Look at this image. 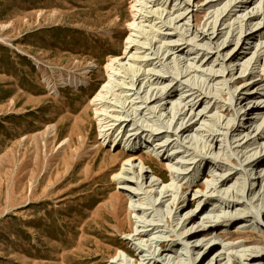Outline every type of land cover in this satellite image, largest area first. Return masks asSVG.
I'll return each mask as SVG.
<instances>
[{
  "label": "rangeland",
  "instance_id": "obj_1",
  "mask_svg": "<svg viewBox=\"0 0 264 264\" xmlns=\"http://www.w3.org/2000/svg\"><path fill=\"white\" fill-rule=\"evenodd\" d=\"M194 2L195 15L199 17L197 26L202 27L213 9L206 10L210 0ZM129 5L130 0H0V264H112L111 261L119 257L124 263H140L141 254L136 249V242H131L135 240L137 230H141L137 224L140 220L131 209L133 206L143 208L145 202L158 204L159 200L136 196L140 192L136 187H131L132 195L129 190H121L115 180L117 172L128 157H141L154 172V178L160 179L158 191L162 193L168 184H173L169 182L171 172H181L185 167L181 169L177 162L168 165L165 159H155L154 154L149 151L147 153L151 155L147 154L143 149L131 152L130 144L112 142L118 133L109 139L111 130L105 139L103 134L111 127H105L107 120L97 116L91 104L93 96L107 82V62L123 54L129 34L131 39H136L128 28L132 15ZM247 6L248 9L236 13L227 23L232 25L252 10L259 11L262 2L254 0ZM189 22L184 25L191 31V19ZM140 25L146 26L147 22L142 19ZM261 27L252 28V32ZM257 41L264 44V36L261 40L249 41L250 44L239 51L241 56L234 61V67L239 68L250 58L253 46L259 45ZM177 55L180 54L175 57ZM200 56L201 53L195 58V50H184L180 60L197 61ZM259 67L260 70L264 67V56ZM118 68L116 66V70ZM141 68L148 70L152 67ZM113 73L115 71L110 72ZM246 75L247 72H237L231 78L232 92L240 93L241 100L232 104L230 97L226 96L225 104L232 105H220L221 109L217 111L221 115L227 108L223 118L229 121L235 118L234 123L242 127L250 123L247 114L255 101L252 99L249 105L251 99H247L255 90L244 91L242 88ZM254 75H259L257 70ZM163 86H167L166 83ZM182 88H178L172 102L180 104L194 99L195 96L185 100ZM259 89L264 91V87ZM207 102L201 107H211L212 103L208 105ZM147 113L143 112V115ZM260 117L261 114L257 120ZM187 120L188 117L183 125ZM147 126L148 129L152 127L149 123ZM198 127L199 124L193 131ZM156 128L164 131L161 127L151 129ZM252 131L251 128L248 140L259 132ZM161 139H154V142L158 144L164 140ZM203 142H190L193 156L204 153ZM171 146L168 148L170 153L183 152L182 148L172 150ZM218 148L219 143L214 144L211 153L220 157ZM245 154L258 158L264 152L253 146ZM181 155L187 160L193 157H189L190 152ZM227 168L218 163L212 167L208 165L206 170L202 169L183 181H193V186L185 192V201L172 228L168 229L173 236L190 230L199 220L194 218L185 227L186 231L182 230L184 219L193 218L203 206L196 197L200 192L207 193L206 186L213 175L219 176L224 171L222 174H225ZM242 169L243 175L248 176V184L253 186L250 180L254 175ZM145 170L147 168H139L137 172ZM259 172L260 169L254 179ZM149 185L147 181L141 189H148ZM217 209L219 206L215 208L208 204L203 213H208L210 220L222 228L211 232L207 240L191 243L186 250L188 255L193 253L195 245H199L202 248L199 259L206 255L201 264H210L211 259L214 264V260H219L218 256L224 253L221 246L231 248L229 253L232 256L260 248L259 243L264 242L263 222H249V228L241 227L237 222L226 221L227 217ZM203 223L196 229L204 227ZM212 243L215 246H211ZM211 247L214 248L210 251ZM157 250L162 260L171 256L177 258L176 264H189L183 250L168 247ZM126 251L130 255L125 259ZM236 256V262L230 261L229 264H248Z\"/></svg>",
  "mask_w": 264,
  "mask_h": 264
},
{
  "label": "bare ground",
  "instance_id": "obj_2",
  "mask_svg": "<svg viewBox=\"0 0 264 264\" xmlns=\"http://www.w3.org/2000/svg\"><path fill=\"white\" fill-rule=\"evenodd\" d=\"M194 1L130 0L132 15L129 17L128 28L130 33L135 34L136 39H131L132 35L129 34L127 38L129 42L126 43L123 54L107 62L105 65L107 82L91 99V104L97 112L95 114L102 117L103 121L107 120L105 127H111L105 131L103 137L111 130L109 139L115 136L114 133H118L112 142L119 145L124 141L126 146L130 144L131 152L143 149L145 153L149 151L165 159L168 165L177 162L176 165H180L181 169L185 167L181 172H171L172 180L169 182L174 185L169 186L167 182L168 186L164 185L168 188L162 193L158 191L160 179L154 178V172L147 167V162L141 157H128L117 172L115 180L121 190H129L130 194L131 187H136L141 192L136 196L159 200L158 204L145 202L143 204L145 207L133 206L131 209L140 220L137 224L141 230L138 229L135 240H131L132 243L136 242V249L141 254L139 264H163L164 262L176 264V257L169 256L162 260L157 249H164V247L183 250L189 264L203 263L206 255L199 259L202 249L199 245H195L191 255H188L186 250L191 243L207 240L211 232L222 228L217 222L210 220L208 213H203L208 204L214 205L215 208L219 206L217 212L224 214L225 218L227 217L226 221L237 222L241 224V227L249 228V222L264 223V154L258 158L247 157L245 154V151L253 146L264 152V101L261 100L264 98V91L259 89L264 87V74L260 73L264 72V67L259 69V63L264 56V44H259L257 41L259 45L253 46L249 53L250 58L239 68L234 67V61H238L241 56L239 51L243 50L244 46H248L249 41L261 40L264 36V0H260L262 7L259 11L252 10L250 14L239 17L232 25L227 23L230 17L243 9H248L247 5L254 0H210L206 10L210 8L213 10L201 25L202 27L197 26L199 17L195 15L197 10H195ZM220 5V8L214 9ZM142 19L147 22L146 26L140 25ZM190 19L193 24L191 31L184 25L185 22L190 23ZM260 25L261 29L252 32V28ZM184 50H195V58L200 53L201 56L197 61L192 59V61L185 60L186 63L182 62L180 57L184 54ZM234 50L237 51L233 53ZM175 54L180 55L175 57ZM230 54H232L231 57L227 63H224L225 58ZM216 63L218 64L214 66ZM116 66L119 67L118 70ZM144 66L152 68L145 70L141 68ZM256 70L259 75H254ZM111 71L115 73L110 74ZM237 72L239 74L247 72L245 80H242L244 91L252 90V88V91L255 90L251 97L247 98L251 99L249 105L252 99L255 101L247 114L250 117V123L246 127L235 124V118L232 121L223 118L227 108L221 115L218 113L221 109L220 105L230 107L241 100L240 93L232 92V86H230L231 78ZM257 77L259 79H255ZM165 83L167 86L162 87ZM181 86H183L181 94L185 96V100L195 96L193 100L183 101L180 104L172 102L174 94ZM226 96L230 97L231 105L225 104ZM200 98L201 100H198ZM205 101H208V105L212 103L211 107H201ZM200 107L201 109L198 110ZM109 109L111 110L108 112ZM104 112L105 115H102ZM143 112L148 113L143 115ZM234 114L238 115L236 112ZM260 114L259 121L257 118ZM187 117L188 120L183 125L182 122ZM148 123L152 127H161L164 131L158 130L160 128L148 129ZM198 124L199 127L193 131ZM251 128L252 133L254 130L259 132L253 139L248 140L247 136ZM235 133L238 134L235 135ZM242 135L240 140L236 139ZM197 136L199 140L196 139ZM160 137L164 140L156 144L154 139L159 141ZM107 138L106 136L105 139ZM181 138H183L182 141ZM170 139L172 141H169ZM186 139H189L188 142H185ZM192 141L203 142L204 153L193 156L194 153L191 152L189 145ZM216 143H219L217 151L221 154L220 157L211 153ZM174 145L176 147H173ZM170 146L172 150L182 148L183 152L179 153L177 150L170 153L168 150ZM189 152V157H193L190 160L183 159L181 154ZM195 158H197L196 161H194ZM190 161L192 162L189 163ZM217 163L228 166L226 173L222 174L224 171L219 176L213 175L206 186L207 193L200 192V196L196 197L198 203H202L203 206L193 218L188 216L184 219L181 225L182 230L186 231L185 227L194 218L197 217L199 220L192 224L190 230L173 236L168 229L172 228L174 218L185 201V192L193 186V181L187 180L185 183L183 181L187 177L190 179L202 172V169L206 170L208 165L212 167ZM230 166L235 168H229ZM114 167L113 165L112 168L115 169ZM139 168H147L149 171H141L138 174ZM241 168L254 175L250 181L255 188L248 184V176L243 175ZM258 169L260 172L254 179ZM147 181L150 184L149 188L141 189ZM237 207L240 208L236 209ZM163 219L165 221H162ZM202 221L205 226L196 229ZM164 235L167 236L164 237ZM211 246H215L214 243ZM259 246L260 248L248 251V254L244 252L238 256H236L237 253L233 256L229 253L231 248L221 246L224 253L218 256L219 260H214V264H222V261H224L223 264H229L230 261L235 263V256L244 263L264 264V242L261 241ZM213 248L211 247L210 251ZM129 253L124 252L125 259L129 257ZM122 259L119 257L111 262L112 264H130L128 261L124 263ZM209 262L213 264L212 259ZM137 263L134 261L133 264Z\"/></svg>",
  "mask_w": 264,
  "mask_h": 264
}]
</instances>
